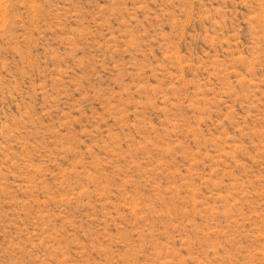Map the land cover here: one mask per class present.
<instances>
[{"label":"rangeland","instance_id":"374dc122","mask_svg":"<svg viewBox=\"0 0 264 264\" xmlns=\"http://www.w3.org/2000/svg\"><path fill=\"white\" fill-rule=\"evenodd\" d=\"M0 264H264V0H0Z\"/></svg>","mask_w":264,"mask_h":264}]
</instances>
